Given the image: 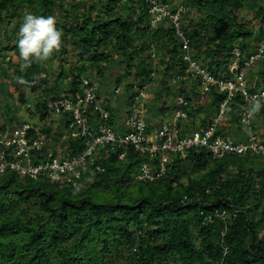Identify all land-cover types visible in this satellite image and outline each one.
<instances>
[{
	"label": "trees",
	"instance_id": "trees-1",
	"mask_svg": "<svg viewBox=\"0 0 264 264\" xmlns=\"http://www.w3.org/2000/svg\"><path fill=\"white\" fill-rule=\"evenodd\" d=\"M101 1L98 0V4L103 13L93 21L85 18L72 30L75 63L79 64L74 70L78 77L67 84L73 93L84 78L93 84L86 76L79 79L80 74L88 68L91 72L98 70L99 74V64L109 63L113 56L103 49L111 46L120 53L119 62L126 73L131 75L129 70L136 73L135 85L128 82V91L134 86L141 89L148 85L156 59L151 57L152 46L159 47L165 56L161 61L164 71L160 79L168 77L169 81L175 73L184 75L187 62L174 25L167 21L152 27L149 13L152 1L166 5L173 13L176 5L172 8L168 2L177 0ZM119 1L128 6L125 17L113 11L112 7ZM246 1L249 0H184L179 4L188 15L195 7L197 13H205L197 26L199 31L211 30V34L200 35L191 29V22L183 19L186 13L181 16V27L189 42L191 59L201 66L211 59L212 62L204 66L215 78H222L226 72L232 62L233 49L248 55L258 48V44L254 46L250 42L252 31L245 27V21H237L236 14ZM255 1L258 2L256 18L261 22L260 42H264V0ZM65 2L0 0V24L20 6L45 16L60 10ZM71 2L75 11L80 2ZM135 9L138 13L134 17ZM110 12L113 17H109ZM137 36L140 43L134 46ZM137 59L138 66L134 64ZM49 62L50 59L34 62L26 67L25 83H20L31 94L42 87L37 94L41 112L48 101L56 98L48 87L50 77L40 78L43 69L45 74L48 72L45 65ZM85 63L90 66L87 68ZM254 66L264 67V55ZM252 67L245 76L248 82ZM260 76L264 79L263 72ZM60 78L59 85L63 86L62 79L66 76ZM187 84L191 87L187 88ZM199 87L200 81L187 79L181 81L177 89L192 104L191 97L196 96ZM251 88L257 90L252 85ZM165 91L167 97H171L172 91L169 88ZM95 93L96 99L116 120L109 97L100 95L98 87ZM48 96L51 98L47 100ZM223 101L224 94L211 86L208 98L200 107L192 109L189 105V118L211 107L214 114L203 120L202 126H206ZM239 102L241 96L237 95L228 105L235 115L239 112ZM165 109L162 106L160 113ZM260 113L264 117V105L256 114L257 118ZM7 128L1 125L0 132ZM221 128L224 131V126ZM42 132L51 139L50 128H42ZM235 139L240 140L237 135ZM52 143L49 147L58 151ZM61 148L72 156L84 147L83 143L64 140ZM118 153L102 162L105 168L102 174L89 176L88 187L84 185L87 178L83 176L79 180L83 187L79 189L50 184L41 178L31 180L13 172L0 174V264H264V160L261 157L247 153L214 159L205 149H192L185 157L182 154L171 156L166 176L146 181L128 180L145 159L133 147L127 150L123 161L118 159ZM188 157L196 162L190 173L183 171L182 165Z\"/></svg>",
	"mask_w": 264,
	"mask_h": 264
},
{
	"label": "built area",
	"instance_id": "built-area-1",
	"mask_svg": "<svg viewBox=\"0 0 264 264\" xmlns=\"http://www.w3.org/2000/svg\"><path fill=\"white\" fill-rule=\"evenodd\" d=\"M151 3L149 13L152 27L170 21L182 43L181 50L187 67L184 75L175 73L173 83L187 79L200 81L195 96L199 105L208 98L211 86H215L219 93L224 94V101L219 104L217 114L206 126L187 127L183 122L190 119L187 109L191 103L184 95L173 91L172 117L167 120H151L153 116L148 115L144 104L148 99L147 85H144L141 89L136 86L132 88L130 109L113 120L107 108L96 99V85L84 78L76 92L70 89L61 97L48 101L41 112L45 120L53 116L63 118L62 125L66 127L63 140L83 143V150L72 156L66 155L62 148L56 151L49 147L51 139L47 138L41 128L32 123H23L0 132V174L13 172L31 180L41 178L50 184L77 187L83 176L87 178L91 174H102L105 171L102 162L117 151L118 159L125 160L130 147L145 159L137 175L139 180L146 181H156L166 176L171 156L184 155L192 149H205L214 159L226 155L239 157L247 153L264 157V142L254 128L257 113L252 117L248 115L257 99L264 105V88L252 90L245 77L247 70L264 55V42L248 55L233 49L230 52L232 62L226 72H223L222 78H215L206 71L204 65L197 64L189 55V42L181 27L185 7L176 5L175 11L171 13L166 5H159L155 1ZM226 74L229 77L226 78ZM120 91V87H117L114 94L118 95ZM237 95L241 96L238 123L243 125L247 140H233L221 128L222 120L230 110L228 105L234 102Z\"/></svg>",
	"mask_w": 264,
	"mask_h": 264
},
{
	"label": "rangeland",
	"instance_id": "rangeland-1",
	"mask_svg": "<svg viewBox=\"0 0 264 264\" xmlns=\"http://www.w3.org/2000/svg\"><path fill=\"white\" fill-rule=\"evenodd\" d=\"M79 6L74 11L73 5L71 0H66L65 3L62 4L60 10H56L53 14H48L45 16H53L56 20V26L60 29L63 33V43L62 47L59 51L54 52L53 56L50 58V62L45 66L48 67V72H44V69L41 71L40 78L42 80L46 79L47 76L50 77L48 87L52 90L51 95H55L56 98L61 97L62 94L67 93L71 87H67L68 82H70L73 77H78L75 75V68L79 66L75 62L76 52L74 51V47L72 46V30L76 28V23L84 22V19L88 18L89 21L96 20L97 15L103 13L99 9V2L98 0H79ZM184 3V0H177V1H169L168 4H171V7L174 8L175 5H179ZM101 3H106V0H102ZM106 6L105 4L103 5ZM262 6L264 9V1L262 2ZM126 3L124 1L117 2L114 5L113 11H117L122 15V17L127 16V8ZM194 8V6H192ZM105 10V8H103ZM192 9V8H191ZM190 9V10H191ZM196 7L192 10V12L188 15L187 13L184 16V20H188L191 22V29L197 32L200 35H207L211 34V30L201 29L199 31V27L197 24L204 18L205 13H197L195 11ZM258 9V2L255 0H249L244 3V6L241 10L238 11L236 14L237 21H245V27L252 31V35L250 38V42L252 45L256 46L257 44L260 45V28L261 22L259 18H256ZM32 13L34 15H39V13H33L32 10L29 8H25L20 6L17 8V11L10 12L6 15L3 13V16L6 15V22L4 24H0V126H8L7 130H10L13 127L23 125V122H28L34 124L36 127L39 128H50V136H51V143L52 147L61 148V143L63 138L65 137L63 118H59L53 116L52 119L45 120L41 117V109L39 105H41L40 99H38L37 94H39L42 90H37L34 94L29 93L28 89L22 87L18 82L21 78H23V74L26 70L24 65V60L20 57L18 48L16 46V41L18 39V29L19 24L22 20V17L27 14ZM138 10H134L133 16L137 15ZM41 15V13H40ZM107 14H104L106 17ZM113 17L112 12H110V16ZM236 21V22H237ZM160 25V24H159ZM164 25V24H163ZM199 25V24H198ZM166 28V25L163 26ZM66 38V40H64ZM134 37L135 45H139L140 41ZM151 52L156 57L154 63L152 64V72L149 75L150 81H148L147 85V92H148V99L144 104L147 106V113L151 120H167L172 117V108H173V97H167L166 88H169L170 91L178 92L180 87V82L177 81L173 83V80L167 77V80L160 79L159 76H162L164 68L161 65V61L165 58L161 49L159 47L152 46ZM107 54L113 55L111 59H109V63H100L99 64V71L100 73L91 72V69L88 67L90 63L86 64L87 68L85 72H81L80 78H84L85 76L90 78L96 87H98V92L102 96H107L110 99L109 105L111 106L112 111L116 115L117 118H120L124 112L130 109L131 102H132V94L126 88L128 82L135 85L133 82V76H135L134 70H129L131 75H128L125 71V67L120 65V53L116 52L112 46L107 49H103ZM150 51V49H148ZM119 54V55H118ZM161 55V57H159ZM211 59H207L204 65H209L211 63ZM138 59L134 61L135 65H139ZM76 66V67H75ZM205 67V66H204ZM23 68V70H22ZM251 70V78L249 82L254 88L258 89L264 88V79L260 76V73L263 72L264 74V67L254 66ZM136 70V68H133ZM65 75L66 78L62 79L64 85H59V80L61 79L60 76ZM163 80V81H162ZM118 83H117V82ZM162 82V84H161ZM137 84V83H136ZM194 85V84H193ZM119 86L121 91L118 95L114 94V90L116 87ZM191 84H187V88H190ZM257 89V90H258ZM191 90V89H190ZM51 98V97H50ZM49 96L47 100L50 99ZM22 101V103H20ZM192 109H197L200 107L197 104V98L191 97ZM143 104V105H144ZM167 108L164 110V113H160V108ZM198 106V107H197ZM43 109V106L41 107ZM118 111V112H117ZM208 112V113H207ZM162 114V115H161ZM214 114V109L210 107L209 111L202 110L197 112L193 119H188V121L184 125L189 128H197L202 126L203 120L206 119L208 115ZM238 114V113H237ZM254 120V128L259 135V138L262 139L264 142V117L258 115V118L255 117ZM238 116L235 115L234 111L231 112V109L227 116L222 120V126H224V131L227 132L231 139H235V136L239 137L240 140H247L245 132L243 131V125L238 123ZM246 131V130H245ZM122 132V129H121ZM59 138V139H58ZM58 139V140H57ZM66 140V139H65ZM236 140V139H235ZM63 149V148H62ZM109 153V157H110ZM187 154L182 155L185 157ZM264 160V157H261ZM208 161V160H207ZM184 170L187 173L196 167V162L191 157H188L186 160L183 161ZM137 172L134 169L132 172L131 177H128V180H139L138 176L135 175ZM135 175V176H133ZM137 176V177H136ZM90 177H87L84 181L85 187H88V183L90 184ZM83 186L77 185V188H81ZM199 243V241H197Z\"/></svg>",
	"mask_w": 264,
	"mask_h": 264
},
{
	"label": "clouds",
	"instance_id": "clouds-1",
	"mask_svg": "<svg viewBox=\"0 0 264 264\" xmlns=\"http://www.w3.org/2000/svg\"><path fill=\"white\" fill-rule=\"evenodd\" d=\"M62 37L63 33L57 28L53 16L25 14L19 24L16 41L19 55L26 62L23 67L26 68L34 62L48 61L54 52L59 51L62 47ZM18 82L25 83L23 78ZM261 107L262 102L257 99L249 109V117L260 112Z\"/></svg>",
	"mask_w": 264,
	"mask_h": 264
}]
</instances>
